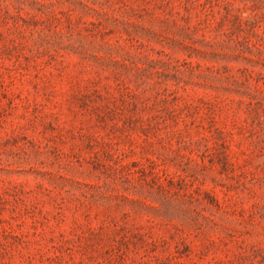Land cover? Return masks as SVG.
I'll return each mask as SVG.
<instances>
[{
	"label": "rangeland",
	"instance_id": "rangeland-1",
	"mask_svg": "<svg viewBox=\"0 0 264 264\" xmlns=\"http://www.w3.org/2000/svg\"><path fill=\"white\" fill-rule=\"evenodd\" d=\"M0 264H264V0H0Z\"/></svg>",
	"mask_w": 264,
	"mask_h": 264
}]
</instances>
